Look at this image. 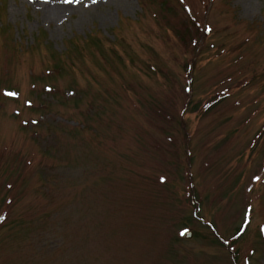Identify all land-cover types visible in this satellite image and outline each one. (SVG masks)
<instances>
[{
    "label": "rangeland",
    "instance_id": "obj_1",
    "mask_svg": "<svg viewBox=\"0 0 264 264\" xmlns=\"http://www.w3.org/2000/svg\"><path fill=\"white\" fill-rule=\"evenodd\" d=\"M38 1L0 0V264H264V0Z\"/></svg>",
    "mask_w": 264,
    "mask_h": 264
},
{
    "label": "bare ground",
    "instance_id": "obj_2",
    "mask_svg": "<svg viewBox=\"0 0 264 264\" xmlns=\"http://www.w3.org/2000/svg\"><path fill=\"white\" fill-rule=\"evenodd\" d=\"M74 3H65L63 0H42L38 1L39 7L43 10L46 17L51 19H65L69 12L74 11Z\"/></svg>",
    "mask_w": 264,
    "mask_h": 264
},
{
    "label": "snow or ice",
    "instance_id": "obj_3",
    "mask_svg": "<svg viewBox=\"0 0 264 264\" xmlns=\"http://www.w3.org/2000/svg\"><path fill=\"white\" fill-rule=\"evenodd\" d=\"M63 2L65 3H80V0H63ZM94 2H96V0H94ZM7 95L9 96H17V93L15 92H9V93H6Z\"/></svg>",
    "mask_w": 264,
    "mask_h": 264
},
{
    "label": "water",
    "instance_id": "obj_4",
    "mask_svg": "<svg viewBox=\"0 0 264 264\" xmlns=\"http://www.w3.org/2000/svg\"><path fill=\"white\" fill-rule=\"evenodd\" d=\"M183 236H184L185 238H187V239H190V238L192 237V233H191L190 231H185V232L183 233Z\"/></svg>",
    "mask_w": 264,
    "mask_h": 264
}]
</instances>
